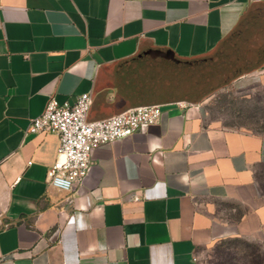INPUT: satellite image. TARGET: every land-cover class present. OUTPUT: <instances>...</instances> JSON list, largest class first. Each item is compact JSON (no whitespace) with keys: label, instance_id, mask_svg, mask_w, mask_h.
<instances>
[{"label":"crops","instance_id":"1","mask_svg":"<svg viewBox=\"0 0 264 264\" xmlns=\"http://www.w3.org/2000/svg\"><path fill=\"white\" fill-rule=\"evenodd\" d=\"M238 78L264 86V0H0V264H207L232 239L264 264V137L206 121ZM82 93L90 121L162 115L67 192L48 180L59 136L27 130Z\"/></svg>","mask_w":264,"mask_h":264},{"label":"built area","instance_id":"2","mask_svg":"<svg viewBox=\"0 0 264 264\" xmlns=\"http://www.w3.org/2000/svg\"><path fill=\"white\" fill-rule=\"evenodd\" d=\"M91 105L90 93L77 95L73 103L50 97L43 113L28 127L27 132L31 134L55 133L59 136L57 160L48 171L49 183L59 190L77 192L91 171L92 155L98 147L154 125L162 115L160 105H147L90 121ZM178 105L184 106L183 103Z\"/></svg>","mask_w":264,"mask_h":264},{"label":"rangeland","instance_id":"3","mask_svg":"<svg viewBox=\"0 0 264 264\" xmlns=\"http://www.w3.org/2000/svg\"><path fill=\"white\" fill-rule=\"evenodd\" d=\"M206 121L229 130L264 137V86L257 80L236 79L207 93ZM256 202L264 203V164L254 171ZM241 241V240H240ZM235 239L218 244L206 259L207 264H243L245 249Z\"/></svg>","mask_w":264,"mask_h":264},{"label":"trees","instance_id":"4","mask_svg":"<svg viewBox=\"0 0 264 264\" xmlns=\"http://www.w3.org/2000/svg\"><path fill=\"white\" fill-rule=\"evenodd\" d=\"M240 241V240H237ZM245 249H241L240 253L243 254L245 260L243 264H263L262 252L247 242L240 241Z\"/></svg>","mask_w":264,"mask_h":264},{"label":"water","instance_id":"5","mask_svg":"<svg viewBox=\"0 0 264 264\" xmlns=\"http://www.w3.org/2000/svg\"><path fill=\"white\" fill-rule=\"evenodd\" d=\"M255 43H256V47H255V48H257V47L259 46V42H258V41H256Z\"/></svg>","mask_w":264,"mask_h":264},{"label":"clouds","instance_id":"6","mask_svg":"<svg viewBox=\"0 0 264 264\" xmlns=\"http://www.w3.org/2000/svg\"><path fill=\"white\" fill-rule=\"evenodd\" d=\"M185 179H187V178L185 177Z\"/></svg>","mask_w":264,"mask_h":264}]
</instances>
